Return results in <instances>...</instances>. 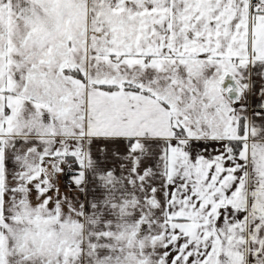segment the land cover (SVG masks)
Returning a JSON list of instances; mask_svg holds the SVG:
<instances>
[{
  "label": "snow or ice",
  "instance_id": "obj_1",
  "mask_svg": "<svg viewBox=\"0 0 264 264\" xmlns=\"http://www.w3.org/2000/svg\"><path fill=\"white\" fill-rule=\"evenodd\" d=\"M0 264H264V0H0Z\"/></svg>",
  "mask_w": 264,
  "mask_h": 264
}]
</instances>
